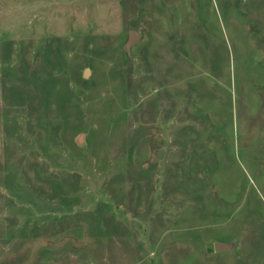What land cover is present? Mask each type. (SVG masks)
<instances>
[{"label":"rangeland","instance_id":"1","mask_svg":"<svg viewBox=\"0 0 264 264\" xmlns=\"http://www.w3.org/2000/svg\"><path fill=\"white\" fill-rule=\"evenodd\" d=\"M0 264H264V0H0Z\"/></svg>","mask_w":264,"mask_h":264},{"label":"water","instance_id":"2","mask_svg":"<svg viewBox=\"0 0 264 264\" xmlns=\"http://www.w3.org/2000/svg\"><path fill=\"white\" fill-rule=\"evenodd\" d=\"M138 33H136V32H132V31H130L129 33H128V39H127V41H126V43L123 45V50L125 51V53H126V55L128 56V58H131V55H130V47H131V45H132V43H134L136 40H137V38H138ZM80 138L81 137H79V139H78V141H80ZM229 246L227 245V244H223V243H215L214 244V249H215V251H218V250H225V249H227Z\"/></svg>","mask_w":264,"mask_h":264}]
</instances>
